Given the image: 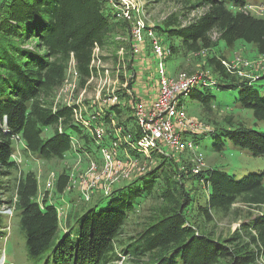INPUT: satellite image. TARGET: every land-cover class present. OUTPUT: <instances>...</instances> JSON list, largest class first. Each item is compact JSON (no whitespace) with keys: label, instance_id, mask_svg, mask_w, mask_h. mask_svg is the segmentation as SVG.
<instances>
[{"label":"trees","instance_id":"trees-1","mask_svg":"<svg viewBox=\"0 0 264 264\" xmlns=\"http://www.w3.org/2000/svg\"><path fill=\"white\" fill-rule=\"evenodd\" d=\"M177 1L188 12H202L187 24L174 14L154 25L155 34L169 40V56L210 48L213 32L226 47L239 40L252 43L264 55V17L246 10L249 0ZM114 11L107 0H0V207L9 203L16 210L27 257L36 264H109L121 254L133 264H259L264 259V214L241 223L223 239L204 225L211 221L213 210L227 212L237 199L263 205L264 168L240 174L224 167L207 168L189 173L183 185L177 178L181 175L177 163L169 158L166 166L160 162L114 186L105 195L104 207L96 203L77 214L76 230L69 226L63 232L54 204L37 200L35 173L23 172L13 159L17 140L23 150L42 160L63 159L79 140L87 148L93 142L101 147L86 116L75 118V105L53 109L51 98L62 86L70 61L81 83L94 73L93 52L103 47L113 31ZM222 60L208 58L217 80L200 89L194 86L186 96L197 100L204 111H211L213 105L239 108L250 110L255 121L264 120V84L260 82L264 72L253 80H238L226 71ZM179 98L178 105H183V95ZM113 113H123L118 104L103 111L102 121L110 123ZM125 120L124 125L132 127V141L138 142L143 131L136 118L130 115ZM224 124L194 134L192 142L197 148L208 142L211 152L232 146L264 157V130L235 126L229 119ZM48 129L50 134L45 133ZM129 153L138 156L135 149ZM199 180L203 190L197 187ZM68 183V176L61 173L57 192ZM5 193L12 197L5 198ZM147 199L159 203L142 228L127 235L124 227L130 215ZM193 212L201 217L200 226ZM5 219L0 212V233Z\"/></svg>","mask_w":264,"mask_h":264},{"label":"rangeland","instance_id":"rangeland-1","mask_svg":"<svg viewBox=\"0 0 264 264\" xmlns=\"http://www.w3.org/2000/svg\"><path fill=\"white\" fill-rule=\"evenodd\" d=\"M107 1L114 10L116 3L123 5L125 11L129 12L128 16H122L124 13L116 15V23L106 43L94 50L92 61L94 73L81 83L79 74L75 72L74 61H70L62 86L51 98L53 109L75 105L77 107L75 118L86 116L93 125L92 135L101 147L97 148L93 142L90 144L91 147L87 148L83 141L79 140L63 159L42 160L23 150L20 140L15 141L13 159L23 172L35 173L38 182L37 200L38 202L46 200L54 204L59 215L60 231L63 232L69 226H73L72 231L76 230L74 219L77 214L83 213L96 203L104 207L108 202L105 195L110 193L114 186L125 184L129 178L150 171L160 162L166 166L168 163L166 160L169 158L177 163L181 173L177 178L183 185L191 176L189 173L194 174L192 170L197 166L202 171L212 167L229 168L236 174L264 168V157L252 156L246 150L237 147L227 146L221 152H211L207 142L204 146L202 144L196 149L189 148L181 152L172 151L161 145H153L156 148L145 151L137 142L132 141L129 135L132 127L124 125L126 120H122L131 115L140 124L137 111L142 109L147 113L159 92L158 58L153 51L151 39L140 43L133 40L137 22H143L146 27L154 29V25L162 24L170 15L176 14L183 24H187L200 15L202 10L194 9L188 12L177 0H124V3H121L122 0ZM246 10L255 16L264 17V0H249ZM156 37L160 40L166 56L162 61L166 75L175 78L184 72L189 77L199 78L198 89L201 85L209 86L210 82L217 80L216 73L208 63V58L212 56L223 57L224 68L238 80H253L255 76L264 72V55L258 54L252 43L238 40L232 47H226L224 42L218 39V34L213 32L210 48L188 52L183 54V57L180 52L169 56L167 52L169 40L159 32H156ZM260 82L264 84V78ZM182 100L187 117L198 125L197 132L187 130L182 133L189 141L194 139V134L199 135L217 126H225L224 119H229L235 126L243 124L264 130V120L255 121L250 110L213 105L211 111H204L203 106L190 96H183ZM112 104H118L123 113L121 116L111 114L110 123L102 121L103 111ZM45 133L50 134L51 129ZM101 148L108 150V153H105L108 156L107 162ZM131 148L136 150L138 156L129 153ZM198 152L202 154L200 163L197 161ZM61 173L68 176L69 183L59 193L56 190V180ZM93 182L96 185L89 187ZM197 187L203 190L200 180ZM8 196L12 197L10 193L4 194L5 198ZM157 203H159L157 199H147L141 203L130 215L124 227L125 233L128 235L139 231L147 216L153 213ZM0 212L6 215L5 225L1 229L3 232L0 233V264H36L26 255L13 205L5 203L0 207ZM262 214L264 204L254 206L237 199L227 212L213 210L210 215L211 221L204 225V229L212 231L216 238H227L238 230L241 223ZM192 216L198 225L201 224V217L197 213L193 212ZM258 263L264 264V259H259ZM109 264L133 262L121 254Z\"/></svg>","mask_w":264,"mask_h":264},{"label":"built area","instance_id":"built-area-1","mask_svg":"<svg viewBox=\"0 0 264 264\" xmlns=\"http://www.w3.org/2000/svg\"><path fill=\"white\" fill-rule=\"evenodd\" d=\"M121 3H124V0ZM115 11L118 16L122 13H124L122 16H128L129 13L125 11L123 5L117 3ZM134 30L133 40L136 43L143 42L146 39L152 40L153 51L158 58L159 74V92L157 97L151 102L149 111L147 113L142 109L137 111L139 112V125L143 131V136L137 144L144 148L145 151L156 148L153 145H161L176 152H181L189 148L192 150L196 149L197 146L192 141L183 137L184 135L182 133L187 132V130L197 132L198 125L187 117L183 105H178V101L180 95L186 96L189 89L200 84L199 78L189 77L184 72L179 73L175 78L167 76L162 62L165 56L164 50L153 28L146 27L143 22H137V27ZM167 52L169 54L168 50ZM101 153L104 157L106 156L105 159L107 162L108 156L105 153H108V150L101 148ZM196 154L198 156L197 161L200 163L202 154L199 152ZM199 170L200 168L197 166L192 171L193 173H197ZM95 185V182H93L89 187Z\"/></svg>","mask_w":264,"mask_h":264},{"label":"bare ground","instance_id":"bare-ground-1","mask_svg":"<svg viewBox=\"0 0 264 264\" xmlns=\"http://www.w3.org/2000/svg\"><path fill=\"white\" fill-rule=\"evenodd\" d=\"M61 216V215H60Z\"/></svg>","mask_w":264,"mask_h":264}]
</instances>
